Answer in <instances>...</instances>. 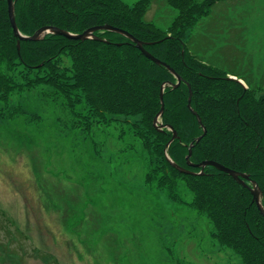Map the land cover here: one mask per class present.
Listing matches in <instances>:
<instances>
[{"label":"trees","instance_id":"trees-1","mask_svg":"<svg viewBox=\"0 0 264 264\" xmlns=\"http://www.w3.org/2000/svg\"><path fill=\"white\" fill-rule=\"evenodd\" d=\"M150 1L15 0L16 21L26 35L46 25L82 33L109 23L145 41L147 51L184 78L177 88L166 85L164 89L162 124L172 125L179 134L169 146L174 132L159 129L153 121L161 111L163 84L177 82L167 66L152 62L133 40L111 30H96L101 39H69L49 32L40 40H20L9 19L8 0H0V103L9 105L14 91L46 86L62 95L85 131L95 122L109 125L124 116L149 156H154L147 179L181 203L186 201L176 188L186 185L193 195L189 205L207 215L218 243L232 249L242 264H264V215L251 190L217 167L207 165L203 170L186 161L192 141L204 131L187 106L188 82L193 89L192 107L208 130L195 142L191 162L217 160L249 174L261 186L264 205V78L250 74L252 70L245 72L236 57L218 59L224 48L211 42L218 29L215 7L221 3L219 9L224 5L227 11L232 0H164L177 10L167 27L145 18ZM63 56L70 58L69 66L61 63ZM229 74L243 78L248 87L228 78ZM78 107L89 114L83 116ZM167 153L194 172L178 170Z\"/></svg>","mask_w":264,"mask_h":264},{"label":"rangeland","instance_id":"rangeland-1","mask_svg":"<svg viewBox=\"0 0 264 264\" xmlns=\"http://www.w3.org/2000/svg\"><path fill=\"white\" fill-rule=\"evenodd\" d=\"M220 5L211 41L224 48L218 59L236 57L264 78V0ZM176 11L151 0L144 16L167 27ZM55 92L14 91L0 103V264H242L189 205L186 185L176 188L181 203L147 179L154 156L124 116L85 131Z\"/></svg>","mask_w":264,"mask_h":264},{"label":"water","instance_id":"water-1","mask_svg":"<svg viewBox=\"0 0 264 264\" xmlns=\"http://www.w3.org/2000/svg\"><path fill=\"white\" fill-rule=\"evenodd\" d=\"M8 10H9V19L10 22H12V26H13V30L14 33H16L17 36H19L20 40H31V41H35V40H40L43 39L47 33L52 32L54 34H61L64 35L67 38H73V39H79V40H85V39H101L99 36H97L95 34L96 30H111L114 32H120L122 34H124L127 38H130L131 40H133L136 44V46L140 49V51H143L144 54L150 58L152 61L157 62L158 64H162L164 66H167L168 69L176 76L177 78V82L173 83L172 81L169 82H165L163 84L162 90L160 92V97H161V111L155 116L154 119V124L155 126H159L160 128H162V126H165L163 124H161V117L165 111V102H164V89L166 87V85H171L175 88H177V86L181 85V82H184V78L182 77V75L178 72L175 71V69H173L171 67V65L167 62H163L162 60H160L158 57H156L154 54H152L150 51H147V49L145 48V44L146 42L143 40H139L137 39L132 33H130L129 31H126L124 29H121L119 27H114L113 25L109 24V23H105L104 25H95L93 27H90L88 29H85V31H83L82 33H73V32H69L67 30L62 29L61 27H57V26H53V25H46L43 27L38 28L35 31V34L33 35H25L22 34L19 31V27H18V23L16 21V10H15V0H8ZM104 40V39H103ZM105 41V40H104ZM18 45V50L20 51L21 45L20 42L17 43ZM228 78L230 79H236V76H228ZM186 84H188L189 87V99H188V104L187 106L191 109V111L193 112V114L196 116V118L199 120V123L201 124V126H203V130L204 133L203 135L197 137L195 139L196 142H199L204 135L207 134L208 130L205 126V124L203 123V119H201V116L199 115V113L195 110L194 107H192V94H193V89H192V85L188 82H186ZM168 127L171 131L174 132L172 138L168 141V146L171 144L170 142L173 141L176 138H179V134L178 131H176L174 129V127L172 125H168L165 126ZM195 142L192 141L190 147H189V151H188V155L186 156V161L188 163V165L192 166V165H197L198 167H202L204 168L207 165H212L214 167H217L219 170L225 172V173H229L231 176H233L239 183L245 185L246 187H248L252 194H253V198L254 201L257 203L258 208L261 210L262 214L264 215V205H263V191L261 189V186H259L258 182L253 179L249 174L244 173L242 171H236L233 168L226 166L224 164H221L220 162H218L217 160H204V162L202 163H198V164H194L191 162V157H192V151H193V146H194ZM167 146V147H168ZM168 150V149H167ZM168 155V154H167ZM168 159L170 160L171 164L173 166H175L178 170L183 171L185 173H193L194 171L184 167V166H180L176 161H174L170 155H168ZM202 173L199 172L197 174ZM248 181L250 184H247Z\"/></svg>","mask_w":264,"mask_h":264},{"label":"bare ground","instance_id":"bare-ground-1","mask_svg":"<svg viewBox=\"0 0 264 264\" xmlns=\"http://www.w3.org/2000/svg\"><path fill=\"white\" fill-rule=\"evenodd\" d=\"M152 61V60H151ZM152 62H154V61H152ZM205 169V168H204Z\"/></svg>","mask_w":264,"mask_h":264}]
</instances>
